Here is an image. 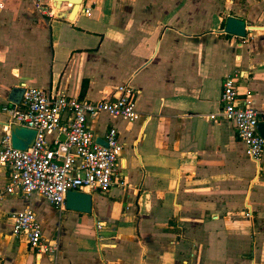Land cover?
Here are the masks:
<instances>
[{"label":"crops","instance_id":"0c3cea01","mask_svg":"<svg viewBox=\"0 0 264 264\" xmlns=\"http://www.w3.org/2000/svg\"><path fill=\"white\" fill-rule=\"evenodd\" d=\"M0 4V140L2 108L18 106L24 86L99 102L130 81L140 115L88 119L95 141L118 132L125 181L83 188L90 214L38 194L0 198V264H264V152L256 164L234 126L210 118L237 72L238 98L264 121V0H83L70 21L43 14L52 0ZM229 16L245 21V38L223 33ZM20 139L29 147L34 134ZM27 208L44 238L42 222L55 228L56 258L13 235L9 216Z\"/></svg>","mask_w":264,"mask_h":264},{"label":"built area","instance_id":"2783aa9c","mask_svg":"<svg viewBox=\"0 0 264 264\" xmlns=\"http://www.w3.org/2000/svg\"><path fill=\"white\" fill-rule=\"evenodd\" d=\"M42 12L55 17L51 8ZM89 12L87 9L86 14ZM238 75L234 72L224 79L220 110L210 118L215 120L219 116L230 122L248 158L259 164L264 152V139L258 132L259 113L247 98H238ZM135 96L130 81L117 86L114 97L99 102L24 86L20 104L2 108L7 120L0 140V166L7 169V182L0 185V198L16 192L25 196L38 194L50 205L62 208L70 191L90 188L105 193L114 185L124 186L125 181L117 171L123 149L118 132L110 128L104 137L106 146H103L95 141L87 121L101 113L128 122L138 120ZM13 125L35 132L33 142L24 150L12 147ZM49 133L56 134L51 141L46 138ZM9 219L13 235L24 236L36 257L56 258L58 244L43 237L41 224L32 209L11 214ZM96 228L100 229L101 224L97 223Z\"/></svg>","mask_w":264,"mask_h":264},{"label":"water","instance_id":"95a60500","mask_svg":"<svg viewBox=\"0 0 264 264\" xmlns=\"http://www.w3.org/2000/svg\"><path fill=\"white\" fill-rule=\"evenodd\" d=\"M83 0H52V7L54 9V16L58 19L73 20L77 13L82 12ZM69 5L71 8L68 11L64 10V7ZM246 24L242 19L229 16L226 18L223 33L232 35L237 38H245L246 36ZM23 89L21 90V97ZM35 132L28 128L13 125L10 130L12 147L15 149L24 150L28 145L20 139V135ZM259 135L264 139V121H260L258 124ZM61 140H64L62 137ZM96 142L103 146L106 143L102 139H97ZM65 208L68 211L90 214L91 213V196L82 192L70 191L67 193L65 198Z\"/></svg>","mask_w":264,"mask_h":264},{"label":"rangeland","instance_id":"374dc122","mask_svg":"<svg viewBox=\"0 0 264 264\" xmlns=\"http://www.w3.org/2000/svg\"><path fill=\"white\" fill-rule=\"evenodd\" d=\"M38 205H39L40 210H42V209H44V208H46V210H48L49 205H48V203H46L45 201H44V202L42 201V203H40V204H38ZM40 220H41V219H40ZM42 226H43V228H44V235H45V237H46L47 239H49V238L52 236V234H53L55 228H53V229H45V224H44L43 222H42Z\"/></svg>","mask_w":264,"mask_h":264}]
</instances>
